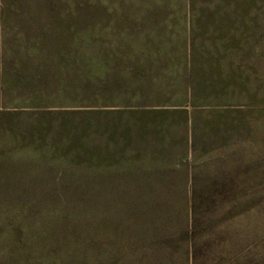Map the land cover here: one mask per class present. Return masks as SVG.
Instances as JSON below:
<instances>
[{"label":"rangeland","instance_id":"374dc122","mask_svg":"<svg viewBox=\"0 0 264 264\" xmlns=\"http://www.w3.org/2000/svg\"><path fill=\"white\" fill-rule=\"evenodd\" d=\"M0 264H264V0H0Z\"/></svg>","mask_w":264,"mask_h":264}]
</instances>
